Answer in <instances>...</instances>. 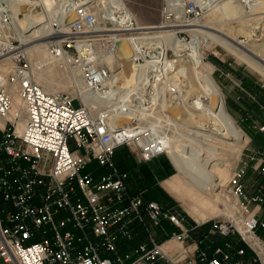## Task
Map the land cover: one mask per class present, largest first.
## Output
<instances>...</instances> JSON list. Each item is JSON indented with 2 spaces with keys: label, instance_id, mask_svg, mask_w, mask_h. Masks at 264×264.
Returning <instances> with one entry per match:
<instances>
[{
  "label": "built area",
  "instance_id": "2783aa9c",
  "mask_svg": "<svg viewBox=\"0 0 264 264\" xmlns=\"http://www.w3.org/2000/svg\"><path fill=\"white\" fill-rule=\"evenodd\" d=\"M78 1L74 7L68 3L57 7L56 17H63L66 23L73 13L74 19L64 36L48 43L51 56L72 75L79 71L82 85L75 94L46 91L35 81L22 50L3 43L4 52L18 49L8 77L0 71V264H125L123 258L114 260L101 252H116L111 229L131 213L141 219L143 200L130 195L128 174L118 170L115 152L128 147L141 161L168 155L173 125L167 108L183 102L186 81L180 65L185 60L192 62L172 48L170 38L190 41L191 31L177 26H193L206 10L219 3L185 0L181 5L178 0H162V18L156 26L163 31L144 35L142 42L136 38L132 58L135 77L130 88L118 83L120 69L114 61L113 70L110 54L114 53L115 59L119 40L129 38L138 25L123 19L115 7L114 22L110 19L106 23V9L100 13L85 10L84 1ZM233 1L250 14L264 3ZM7 20L5 16L4 23ZM166 28H177L173 37L164 33ZM14 87L20 91L24 106L17 115L12 114ZM74 102L79 105L74 106ZM158 115L165 119L156 121ZM124 117L130 123L118 125ZM260 130L264 131V125ZM93 161L111 172L99 181L91 173L84 174ZM249 168L256 176L250 186L244 182ZM257 178L264 181V149L241 158L227 183L238 199L237 215L223 214L211 222L212 230L222 235L237 233L264 264V241L258 234V230L264 231V219L258 214L264 206V183ZM105 199L112 205L127 200L129 205L112 210ZM146 208L155 224L167 219L181 228L172 235L173 240H187L189 232L183 228L182 218L153 201ZM92 234L99 241L92 240ZM139 251L129 264H238L221 249L217 250L221 257L209 258L201 252L199 260L185 263V258L170 256L157 243Z\"/></svg>",
  "mask_w": 264,
  "mask_h": 264
},
{
  "label": "bare ground",
  "instance_id": "6f19581e",
  "mask_svg": "<svg viewBox=\"0 0 264 264\" xmlns=\"http://www.w3.org/2000/svg\"><path fill=\"white\" fill-rule=\"evenodd\" d=\"M83 1L82 5L84 9L91 10L94 0ZM178 1L183 5L185 0ZM77 2L79 1L13 0V3L10 4V9H6L7 14L12 18V26L4 23V16L1 12L5 9L0 8V33L2 34L6 29H14L17 31L21 42L26 46L25 49H22V52L28 58L33 56L35 52H45V54H47L48 51V57L51 61L61 62L59 59L51 56L48 50L50 39H58L64 36L68 31V26L67 23L64 22V18L56 17L55 13H57V7L59 5L68 3L71 7H74ZM106 2L108 6L105 11L109 19L105 21L106 23L111 21L110 19L114 22V7L121 13L120 16H122L123 19L128 21L134 20L133 15L129 12L128 7L122 0H106ZM14 4H16V6H14ZM39 6L41 7V14H34L32 10H30V7L36 8ZM55 9L56 12H54ZM212 10H214L212 11L213 13L219 12L220 15L218 17L221 16L224 22L229 23L231 20L241 22L237 27L239 29L233 27L231 30L225 28V26L223 28L215 27L213 26L214 23L210 20H207L205 24H201L200 26L198 24L199 22L193 26H186L183 23L179 24L177 27H196L190 29L192 39L187 42L178 38H170L173 37L171 35H173L176 30L168 31L164 29V33L172 39V48L179 51L182 58L187 56L192 61L191 64L182 62L180 65V72L182 73L183 81H186V92L192 91L195 94L192 103H189L187 101V96L184 95L183 102H181L180 105L170 104L167 108L171 119L170 123L173 125L172 132L169 133L170 148L168 150V155L178 170V175L172 178L168 182V185L170 190L182 198L202 220L207 219L209 211L214 213L222 211L220 205L223 206V209L228 208V204L223 198L224 191L221 189L223 187V181L213 167V163L218 161L222 156L219 146L214 143L217 141L228 146H234L240 142H242V144L247 143L249 138L237 126L226 109L223 93L213 79L212 71L206 67L204 63L201 48L203 46L205 48H210L212 44L217 43L227 52L245 62L264 77V33H262L264 30V22H262L261 27L257 26L256 28L252 27L250 23H244V17H246L244 10L236 2L231 0H219V3L214 5ZM263 12L264 3L254 14ZM182 13L183 11H180L179 14ZM42 15L45 16V20L41 17ZM73 15L72 13L70 17L71 20L74 19ZM207 15L210 16L208 13ZM212 16L214 17V15ZM215 17L217 18V15ZM29 18L36 25H34L35 30L33 32L31 31V35H26L22 31L19 21ZM45 21L48 22L44 23ZM55 26L58 28H55ZM137 29L136 32L129 35V38L122 37L119 40L115 59L114 53L110 54L113 70L114 61L118 63V68L120 69V72L116 74V77L119 78L118 83L129 85L130 88H132L131 83L135 77L132 58L134 55V46L137 45L136 38L140 41L143 39L144 35L148 33L163 31V29H158L157 26L145 27L138 25ZM110 31H112L111 34L114 35V30ZM35 34L38 35L37 39H32V36ZM240 34L247 36L249 41L248 44L244 45L240 42L238 38ZM1 45H3V43ZM1 45L0 62L10 59L13 61L15 51L18 48H12L9 52H4V45ZM72 78L76 84L75 90H77L78 87L80 88L82 85L79 71L75 72ZM196 82L200 85L199 90L196 88ZM121 87L122 84H118V88ZM13 99L14 97L12 96V114H21L24 109L23 103L21 107L22 112L18 113L14 110ZM21 102L23 101L21 100ZM162 119H165V117H161L160 115L156 116V121L159 122L162 121ZM128 123H130L128 117L121 118L117 121L118 125H125ZM0 124H2V120ZM206 145L209 147H205ZM197 192L201 193V195H209V198H207L208 196L206 198H204V196L200 197ZM229 210L231 209L228 208L227 211ZM222 214H225V211H223Z\"/></svg>",
  "mask_w": 264,
  "mask_h": 264
},
{
  "label": "crops",
  "instance_id": "0c3cea01",
  "mask_svg": "<svg viewBox=\"0 0 264 264\" xmlns=\"http://www.w3.org/2000/svg\"><path fill=\"white\" fill-rule=\"evenodd\" d=\"M226 75L233 85L227 81L226 84L220 82V85L223 87L222 92L229 114L249 138V145L243 146V150L248 153L242 154L240 159L246 158L251 153L264 149V131L260 130V127L264 125V89L258 82L249 86L246 75L241 71L233 72L235 79L231 78L229 73ZM1 138L0 133V140ZM114 161L119 171L128 174L126 185L130 195L141 197L143 205L140 207L141 219L136 216V213H131L121 224L111 229L115 236L116 252L102 250L103 257L114 260L121 257L125 264H129L140 255L141 247L151 248L153 243H157L170 256L178 260L185 258L184 263L188 260H199L198 256L201 252H205L209 258L221 257L217 255V250L221 249L229 255L232 263L262 264L255 252L237 233L225 236L212 230L211 220L219 217L223 211L226 212L229 207L216 213L209 211L207 219L202 220L182 198L170 190L168 182L178 175V170L169 155H162L150 161H141L132 149L122 147L116 150ZM110 172L96 161L88 164L83 170L84 174L91 173L96 181ZM255 180L253 171H248L244 182L250 186ZM257 180L264 183L261 178ZM152 201L158 203L164 211L183 219V228L189 232V237L184 243L176 242L172 238L174 233L181 232V228L167 219H162L159 224H155L150 219L146 206ZM104 203L112 207V210L129 205L127 200L121 203L114 202L112 205L113 203L105 199ZM258 214L261 219H264V206ZM258 234L264 241V231L258 230ZM91 238L99 241L93 234ZM240 250H244V253L240 254Z\"/></svg>",
  "mask_w": 264,
  "mask_h": 264
},
{
  "label": "rangeland",
  "instance_id": "374dc122",
  "mask_svg": "<svg viewBox=\"0 0 264 264\" xmlns=\"http://www.w3.org/2000/svg\"><path fill=\"white\" fill-rule=\"evenodd\" d=\"M122 1L128 7L129 12L133 15L134 22L136 25L145 26V27H156V25L160 23L161 18H162L161 17L162 16L161 15L162 6H163L162 0H122ZM12 3H13V0H0V5H1L0 8L5 9L1 13L7 17L8 20L5 24H8L9 26H12V18L10 16H7L6 9H10V4ZM14 6H16V4H14ZM107 6H108V3L106 2V0H94L92 11L100 13V11L105 10ZM212 9L213 8L206 10L204 12L203 17L198 23L199 26L201 24H205L207 20H210L212 21V23H214L213 26L215 27L223 28L225 26V28L231 29V30L233 27H235L236 29H239L237 27L241 24V22L236 21V20H231L229 23L224 22L221 19V16L218 17L220 13L219 12L213 13L212 11L214 10ZM30 10H32L34 14H39V13L41 14L40 6L36 8L30 7ZM54 12H56V9L54 10ZM207 13L210 14V16L207 15ZM244 14H246L245 15L246 17H244L245 18L244 23H250V25L254 28H256L257 26H260V27L262 26L261 24L262 22H264V12L257 13V14H254V13L252 14L244 13ZM212 15H214V17ZM216 15L218 19L215 17ZM41 17H43V20H45L44 19L45 16L42 15ZM219 19L222 21H220ZM72 21L73 20L69 18L66 22L67 25L71 24ZM46 22L48 21H45L44 23ZM19 25L24 34L31 35V31L33 32L35 30L34 25L36 24L29 18L26 20H20ZM55 28H58V27L55 26ZM177 28H166L165 30L173 31V30H177ZM193 28H196V27L181 26V28H178V29H182V31H186V29H188L190 31V29H193ZM262 33H264V30L262 31ZM32 37H33L32 39H37L38 35L35 34ZM238 38L240 42H242L244 45L248 44L249 42L247 36L244 34L238 35ZM54 40L56 39H50L49 41H54ZM2 43H8V44L11 43L13 44V46L19 47L20 48L19 50L26 48V46L23 45V42H21V39L19 38L17 31H15L14 29H6L4 32H2V34L0 33V45ZM201 53L204 57V63L206 64V67H208L212 71V77L215 80V82L218 83V86H220L221 91L223 90V87L222 85H220V82L224 84L228 82L229 84L233 85V82L229 80L226 74L229 73L230 77L235 79V77H233L234 76L233 72H238V71H241V73H244L246 75L245 77L247 79V83L249 86H251L252 83L254 84L255 82H258L260 85H263V89H264V77L261 74H259L256 70L248 66L245 62L239 60L237 57L227 52L219 44L214 43L212 44L210 48H205L203 46L201 48ZM29 58L28 60L32 66L35 81L39 83L46 91L50 93H71V94L76 93L75 92L76 84L74 83V79L72 78L73 75L70 69L59 61L58 62L51 61L50 58L48 57V51H47V54H45V52L44 53L35 52L34 55ZM187 61L188 60H185L184 62H187ZM188 63L191 64L192 62L188 61ZM13 67H14V64H13V61H11V59L0 62V71L3 74H5L7 77L12 72ZM195 84H196V88L199 90L200 85L197 82ZM184 86H185V91H186L187 90L186 85ZM247 89L249 90V87ZM184 95L187 96V101L189 103H192L194 101V98H195L194 92L192 91L186 92V94ZM12 96L14 97L13 99L14 110L17 111L18 113H21L22 112L21 107H22L23 102H21L22 97L17 87H14L12 89ZM223 97H224V94H223ZM224 101H225V98H224ZM78 105H79L78 102H74V106L77 107ZM249 143L250 141H248L245 144H242V142H240L234 146H228L226 144H222L217 141L214 143L215 145L219 146L220 151L222 152V156L219 158L218 161H215L213 163L214 164L213 167H214L215 172L221 177L223 181L222 182L223 187L221 188L224 191L223 198L226 200L228 207L231 209L229 211L226 210L225 214L229 216L235 217L237 215V211L239 210V208L237 205L238 199L235 197V195H233V193H231L230 188L227 187V183L234 169L238 166V163L240 161V157L242 156V154L246 155L248 153L247 151L243 150V146L245 145L248 146ZM205 147H209V146L206 145ZM251 170L252 169L249 168L250 172ZM197 194L200 197L204 196V198H206L208 196L207 198H209V195H205V194L201 195V193L199 192H197ZM220 207L223 209L222 205H220Z\"/></svg>",
  "mask_w": 264,
  "mask_h": 264
}]
</instances>
